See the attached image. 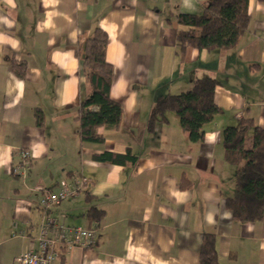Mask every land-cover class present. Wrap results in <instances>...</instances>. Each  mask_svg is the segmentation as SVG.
I'll return each instance as SVG.
<instances>
[{"label": "crops", "instance_id": "1", "mask_svg": "<svg viewBox=\"0 0 264 264\" xmlns=\"http://www.w3.org/2000/svg\"><path fill=\"white\" fill-rule=\"evenodd\" d=\"M210 1L0 0V264L37 249L45 217L96 229L90 248H61L52 264H198L205 234L215 237L218 264H264V219L238 223L225 209L237 167L224 162L221 138L236 115L252 121L248 144L253 126L264 129V3L247 0L248 28L234 49L181 54L177 18L200 15ZM95 28L107 35L110 99L122 108L117 130H98L101 144L81 143L77 133L89 88L74 53ZM19 62L22 78L12 67ZM203 76L219 82L220 113L204 126L202 143H191L171 112L146 130L157 97L185 92ZM127 149L134 166L92 160ZM22 153L26 168L12 176ZM75 176L87 181L88 195L43 214L44 191ZM91 207L102 212L99 221H90Z\"/></svg>", "mask_w": 264, "mask_h": 264}, {"label": "trees", "instance_id": "2", "mask_svg": "<svg viewBox=\"0 0 264 264\" xmlns=\"http://www.w3.org/2000/svg\"><path fill=\"white\" fill-rule=\"evenodd\" d=\"M264 3V0H256ZM247 0H211L200 15H179L182 27L176 41L180 53L187 49L229 51L235 48L248 28ZM108 38L95 28L91 35L80 39L75 57L80 61L89 95L79 102L77 109L78 137L81 143L101 144L105 131L117 130L122 117L121 106L110 99L113 69L105 59ZM15 74L22 78L25 64L13 63ZM219 82L209 76L195 79L189 90L178 95L157 97L151 109L146 130L152 132L156 124L167 123L166 114L174 113L191 143H202L204 126L220 113L214 103V90ZM41 126V113L36 112ZM249 119L239 120L222 133L223 160L236 166L232 197L224 202L231 219L251 223L264 219V129L253 126L251 145L246 146V131L252 126ZM96 163L119 167L134 166L136 157L129 149L124 153L104 152L92 157ZM69 178V177H68ZM185 188V186H183ZM86 196L88 193H84ZM90 221H99L102 212L91 207ZM215 237L205 234L199 249L198 264H218L214 248Z\"/></svg>", "mask_w": 264, "mask_h": 264}, {"label": "built area", "instance_id": "3", "mask_svg": "<svg viewBox=\"0 0 264 264\" xmlns=\"http://www.w3.org/2000/svg\"><path fill=\"white\" fill-rule=\"evenodd\" d=\"M240 120V115H236ZM28 153L21 154L22 164L11 169L12 176H19L25 170V163L29 160ZM25 162V163H24ZM87 181L81 176L62 178L56 183L55 191H44L38 207L43 214L49 208L68 199L84 196ZM96 238V229H82L80 227L58 225L56 220L45 217L39 227L36 238L37 249H32L17 256L15 264H52L58 256L59 249L90 248Z\"/></svg>", "mask_w": 264, "mask_h": 264}, {"label": "rangeland", "instance_id": "4", "mask_svg": "<svg viewBox=\"0 0 264 264\" xmlns=\"http://www.w3.org/2000/svg\"><path fill=\"white\" fill-rule=\"evenodd\" d=\"M247 142H249V138L248 136L246 137V146L249 147L251 144H248ZM251 143V142H250Z\"/></svg>", "mask_w": 264, "mask_h": 264}]
</instances>
